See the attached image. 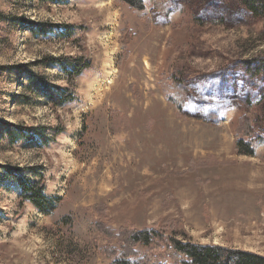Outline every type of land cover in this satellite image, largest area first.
Instances as JSON below:
<instances>
[{"label":"rangeland","instance_id":"374dc122","mask_svg":"<svg viewBox=\"0 0 264 264\" xmlns=\"http://www.w3.org/2000/svg\"><path fill=\"white\" fill-rule=\"evenodd\" d=\"M140 1L0 0V167L44 176L56 201L47 215L0 184V264H113L104 229L264 256V0H165L164 15ZM83 26L75 102L22 89L27 71L67 87L46 62L80 56ZM17 126L29 143L7 139Z\"/></svg>","mask_w":264,"mask_h":264},{"label":"trees","instance_id":"16d2710c","mask_svg":"<svg viewBox=\"0 0 264 264\" xmlns=\"http://www.w3.org/2000/svg\"><path fill=\"white\" fill-rule=\"evenodd\" d=\"M40 1L63 4L66 0ZM152 2L163 15L167 14L169 8L166 7L165 0H152ZM124 3L132 9H144V5L140 0H124ZM248 9L253 14H257L259 7L249 5ZM54 29L65 30L68 36H73L76 32L73 27L67 25L45 26V24H33L29 31L32 36H47ZM85 31L86 27L83 26L80 37L76 40L80 50L83 51L80 56L76 58H50L46 62L58 65L61 72L66 75L67 87L65 89L55 86L44 76L31 71L24 72L26 79L21 84V88L55 108L75 102L77 78L84 71L92 68V61L87 54L86 40L83 37ZM170 88L173 91L171 86ZM167 95L169 101L176 103V106L181 108V98L178 96L175 98L177 94L168 93ZM27 131L22 129L21 126L5 130L7 139L13 144L21 141L29 143L33 137ZM59 131L55 136L58 135ZM239 146L247 147L243 142H239ZM248 155H253V151L249 152ZM7 180L18 186L20 192L18 198L21 204L28 202L47 215L55 211L56 201L46 195L44 176H40L38 180H33L9 166L0 167V184L5 183ZM102 233H105L110 239H118L119 246L108 250L109 255L114 258L113 264H264V256L256 253L220 246L195 244L187 238L182 240L173 237L165 238L164 235L154 229L123 231L118 233L116 237L110 229H104ZM139 247L147 248V253L142 254Z\"/></svg>","mask_w":264,"mask_h":264}]
</instances>
